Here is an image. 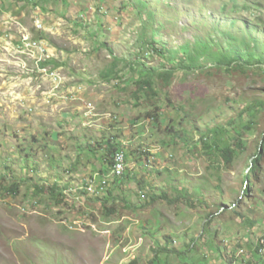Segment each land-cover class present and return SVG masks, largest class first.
Segmentation results:
<instances>
[{"label": "rangeland", "instance_id": "obj_1", "mask_svg": "<svg viewBox=\"0 0 264 264\" xmlns=\"http://www.w3.org/2000/svg\"><path fill=\"white\" fill-rule=\"evenodd\" d=\"M262 243L264 0H0V264H264Z\"/></svg>", "mask_w": 264, "mask_h": 264}, {"label": "built area", "instance_id": "obj_2", "mask_svg": "<svg viewBox=\"0 0 264 264\" xmlns=\"http://www.w3.org/2000/svg\"><path fill=\"white\" fill-rule=\"evenodd\" d=\"M44 71H47V70H44ZM50 77L52 78V80L55 82L56 85L58 86L62 85V81H60V79H57V76L55 73H50ZM125 171H126V157H125L124 152H120L114 158V163L112 166L111 173L114 178H121L125 175ZM93 182H91V184L89 185V188H87L88 192L89 191L94 192ZM105 184H106L105 181H103V183L102 182L99 183V186L102 187ZM262 245H264V243H262Z\"/></svg>", "mask_w": 264, "mask_h": 264}, {"label": "trees", "instance_id": "obj_3", "mask_svg": "<svg viewBox=\"0 0 264 264\" xmlns=\"http://www.w3.org/2000/svg\"><path fill=\"white\" fill-rule=\"evenodd\" d=\"M4 1H7V0H4ZM205 46V48H207L208 46L207 45H204ZM197 50H200L199 48H196ZM192 54L191 53H189L188 54V56H191ZM199 61V59H197V62ZM194 62H195V59H194ZM194 62H192V63H194ZM44 66V65H43ZM167 78L169 77V74H166L165 75ZM142 84H143V88L145 89V88H151L152 87V84H151V81H149V82H142ZM223 155H225V159L229 162L230 160V157H231V154H230V152L228 151V150H226L225 152H223ZM259 160L258 159H254L253 160V165H256V163L258 162ZM112 166H113V163H112ZM250 174H252V171L250 172ZM250 174H248L247 176H246V180H248L249 178H250ZM263 247H264V245H259V255H262L263 254ZM159 257V254L158 253H156V257H155V260H157V258Z\"/></svg>", "mask_w": 264, "mask_h": 264}]
</instances>
